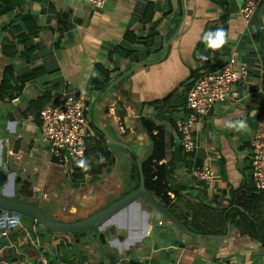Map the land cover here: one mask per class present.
<instances>
[{"label": "crops", "instance_id": "0c3cea01", "mask_svg": "<svg viewBox=\"0 0 264 264\" xmlns=\"http://www.w3.org/2000/svg\"><path fill=\"white\" fill-rule=\"evenodd\" d=\"M247 1L225 0L228 14L222 20L218 0H108L103 7L89 0H32L38 34L27 45L35 52L29 62L17 58L15 68L19 75H36L18 97L0 101V192L34 202L49 217L76 221L137 189L134 154L144 161L154 149L141 118L159 126L154 134L165 132L167 155L158 162L166 163L182 146L177 120L188 113L187 93L205 72L199 71L205 63L198 44L206 32L222 28L228 40L219 49L208 48L209 70L233 56L247 73L235 83L236 97L218 103L194 125L190 167L186 160L177 164L170 185L178 193L169 191L168 202L180 219L195 214L199 224L221 228L218 219L225 217L232 191L255 187L251 140L264 117V0H255L249 21L241 12ZM11 17L0 15V28ZM7 63L0 42V82ZM70 95L89 104L86 144L94 148L100 141L106 147L110 170L74 177L76 161L85 154L64 164L52 160L41 110ZM238 119L247 122L246 131L225 126ZM205 165L216 172L211 182L193 175ZM17 176L29 185L18 186ZM141 198L138 208L129 207L105 225L102 239L43 229L25 216L0 227V264H38L43 258L48 264H264V244L247 226L228 221L224 235L191 236ZM257 211L264 217V200Z\"/></svg>", "mask_w": 264, "mask_h": 264}, {"label": "trees", "instance_id": "16d2710c", "mask_svg": "<svg viewBox=\"0 0 264 264\" xmlns=\"http://www.w3.org/2000/svg\"><path fill=\"white\" fill-rule=\"evenodd\" d=\"M31 2L32 0H0V15L11 14L12 17L9 21L4 23L0 28V42L2 54L8 59V63L3 70L2 80L0 82V101L7 102L18 97L24 90L26 82L35 77L36 73H28L25 75H19L16 72V59L19 58L24 62H29L32 54L35 52L34 48H30L27 45L28 40L38 34L37 24L31 14ZM223 7L222 20H224L228 14L227 4L225 0H218ZM150 13L152 11V5L148 7ZM197 55L200 61H203L201 69L209 70V49L206 43L201 39L197 47ZM125 54L128 55L126 52ZM206 57V59H205ZM214 70V69H213ZM198 73V72H197ZM46 101H43V104ZM166 102H171L167 100ZM185 106L186 103H180ZM189 112V110H188ZM162 115V114H161ZM142 125L149 133V137L154 140V149L152 154L143 162V171L145 174L146 187L153 193L155 197H158L160 201L167 209L173 212V208L169 205L170 194L172 190L178 193L177 186H171L172 177L177 168L179 161L186 160L188 167H190V161L192 153L186 152L183 146L177 148L168 157V161L164 164H159V160L166 154V147L162 146V140L166 138L165 132L161 129L157 134L153 133L154 129H159L155 122H151L148 118H141ZM103 155L104 162L97 163L96 156ZM167 155V154H166ZM84 159H87L91 164L89 171L85 172L81 168L77 167L73 170L74 177H82L86 173L97 174L110 170V152L106 150V147L102 145L100 141L96 143L94 148L87 146ZM134 174L137 178V187L140 185V172L137 161L133 164ZM16 183L22 187H27L29 182L26 180L21 181V177L17 176ZM19 187L17 192H20ZM143 202L152 207L151 203L144 197L141 198ZM264 200V191H261L255 187L241 186L239 189L232 191L230 203L228 208L225 209V217L220 216L219 229H211V225L206 227L204 224L197 222L196 215L180 219L183 224L191 231L201 233L203 235L210 234H226L227 222L231 224H238L239 226L249 229L254 237L258 238L264 244V217H257V207L260 201ZM254 214V215H253ZM240 217V218H238ZM253 217V218H252ZM217 219L213 218L212 221L217 224ZM249 225H247V224Z\"/></svg>", "mask_w": 264, "mask_h": 264}, {"label": "built area", "instance_id": "2783aa9c", "mask_svg": "<svg viewBox=\"0 0 264 264\" xmlns=\"http://www.w3.org/2000/svg\"><path fill=\"white\" fill-rule=\"evenodd\" d=\"M97 7H103L108 0H89ZM256 9V1L248 0L241 12L249 21ZM247 70L240 67L237 59L231 56L220 68L202 73L187 93L189 112L177 120V128L181 133V144L186 152L196 149L193 128L196 122L206 115L218 103L236 97L234 87ZM91 108L83 96H68L62 102L49 104L41 110L42 132L53 150L64 151L65 158L83 157L87 148V116ZM82 150V156L78 153ZM251 174L257 189L264 191V117L251 140L250 149ZM215 170L209 165L196 167L194 177L199 181L211 182ZM6 234V232H2ZM38 264H48L43 258Z\"/></svg>", "mask_w": 264, "mask_h": 264}, {"label": "water", "instance_id": "95a60500", "mask_svg": "<svg viewBox=\"0 0 264 264\" xmlns=\"http://www.w3.org/2000/svg\"><path fill=\"white\" fill-rule=\"evenodd\" d=\"M134 68L127 73L113 80L107 87V90L112 88L115 84L121 81L125 76L130 74ZM120 145L128 148L134 154L132 149L124 142L117 141ZM137 159L140 172V186L130 193L119 198L109 206L102 210L76 221L58 220L49 217L46 212L39 205L32 201L25 200L19 197L16 193L8 194L5 189L0 192V227L12 226L14 223L18 224L21 218L29 217L38 221L43 229H50L56 232L72 233L75 237L93 236L94 238H104L102 229L107 223L114 220L119 214L126 213L129 207H139V197L146 198L159 212H161L168 220L174 223L179 229L191 236L197 234L189 230L183 222L173 214L169 209L164 207L156 200L152 192L146 187L145 175L143 171L142 161L134 154ZM52 160L57 163L64 164L66 161L64 151L61 149L55 150L52 153ZM149 225L145 224V231L149 229ZM210 237H216L211 235Z\"/></svg>", "mask_w": 264, "mask_h": 264}, {"label": "clouds", "instance_id": "9594fccd", "mask_svg": "<svg viewBox=\"0 0 264 264\" xmlns=\"http://www.w3.org/2000/svg\"><path fill=\"white\" fill-rule=\"evenodd\" d=\"M203 41L206 43V46L211 49H219L221 48L224 44L227 43L228 40V35L226 31L222 28H218L215 31H208L206 32L203 37ZM206 59V57H205ZM226 127L233 129L237 132H242L246 131L248 128L247 122L244 119H238L235 121H228L225 125ZM79 155L82 156V150L78 153ZM104 157L101 154L99 156V160L97 163H103L104 162ZM77 167L81 168L85 172L89 171L91 168V164L87 159H80L76 161Z\"/></svg>", "mask_w": 264, "mask_h": 264}, {"label": "rangeland", "instance_id": "374dc122", "mask_svg": "<svg viewBox=\"0 0 264 264\" xmlns=\"http://www.w3.org/2000/svg\"><path fill=\"white\" fill-rule=\"evenodd\" d=\"M71 161H74V159H70Z\"/></svg>", "mask_w": 264, "mask_h": 264}]
</instances>
